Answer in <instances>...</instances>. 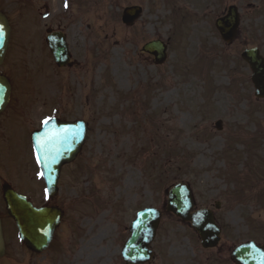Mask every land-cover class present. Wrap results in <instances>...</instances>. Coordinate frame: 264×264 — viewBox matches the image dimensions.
Wrapping results in <instances>:
<instances>
[{"label":"rangeland","instance_id":"rangeland-1","mask_svg":"<svg viewBox=\"0 0 264 264\" xmlns=\"http://www.w3.org/2000/svg\"><path fill=\"white\" fill-rule=\"evenodd\" d=\"M131 5L142 13L125 27L121 9ZM229 5L238 8L240 23L225 45L213 21ZM0 11L11 27L0 70L7 68L14 83L0 116V177L43 203L28 136L9 132L56 116L57 94L58 118L88 126L53 198L63 219L34 264H125L120 248L135 212L161 208L165 191L179 182L190 186L196 207L214 211L221 240L202 249L192 228L166 213L147 264H232L233 246L264 244V99H254L239 59L249 47L264 56V0H0ZM46 29L64 35L68 68L55 69ZM153 39L167 44L160 66L141 51ZM0 212L6 256L20 261L0 264H33L23 260L1 198Z\"/></svg>","mask_w":264,"mask_h":264},{"label":"water","instance_id":"water-1","mask_svg":"<svg viewBox=\"0 0 264 264\" xmlns=\"http://www.w3.org/2000/svg\"><path fill=\"white\" fill-rule=\"evenodd\" d=\"M140 8L136 6L126 7L121 14V21L130 25L139 16ZM238 25L236 9L230 6L225 16L215 21V26L223 40L230 41ZM0 63L6 49L9 26L6 18L0 13ZM48 46L55 62L63 65L67 60V49L64 38L58 33L47 37ZM166 46L159 40L150 41L143 45L142 50L154 56V63L161 64L165 58ZM241 57L249 64L252 71L250 76L255 88L257 98L264 97V58L256 48L244 50ZM9 85L0 77V112L8 100ZM216 127L221 128V122L217 121ZM67 130V131H62ZM84 125L81 122L59 123L58 133L54 120L44 124L41 131L34 135L33 146L38 164L41 168L49 194L55 192L56 179L60 167L65 162L74 159L83 142ZM4 200L8 215L14 220L20 239L25 245L39 252L46 248L52 238L54 228L59 223L62 213L54 207L34 208L24 197L14 191L4 192ZM190 190L185 184H177L168 191L166 209L184 221H190L193 228L200 236L201 245L214 246L218 241L219 229L213 222L212 213L206 209H200L190 213L192 208ZM160 212L154 208H146L136 214L129 227L130 236L123 244L121 255L125 262L130 264L143 263L150 259L152 252L149 244L152 241ZM4 246L0 228V256ZM231 258L236 264H264V249L248 242L239 245L231 252Z\"/></svg>","mask_w":264,"mask_h":264},{"label":"flooded vegetation","instance_id":"flooded-vegetation-1","mask_svg":"<svg viewBox=\"0 0 264 264\" xmlns=\"http://www.w3.org/2000/svg\"><path fill=\"white\" fill-rule=\"evenodd\" d=\"M73 64V62H71V64L69 65V66H71ZM59 69H61V68H59ZM0 74H2V75H5L6 77H7V79H8V81L10 82V85H11V88L13 87V82L8 78V76H7V74H9V70L6 68L5 70H3L2 71V73H0ZM12 93H13V89H11V96H10V103L12 102V100H13V95H12ZM57 93H58V90H57ZM57 100H56V103H57V108H56V116H55V118L58 120V94H57V98H56ZM22 113H17V115L19 116V115H21ZM16 116V115H15ZM17 117V116H16ZM37 129V126H35V127H30L29 126V128H21V127H14L13 129H12V131H10L9 133H11V135H12V132H16V131H19V132H21V133H23V135H27L28 136V141L30 142L31 141V134H32V132L34 131V130H36ZM12 141H14V137L12 136V139H11ZM0 142H1V138H0ZM12 186L8 183V182H6V181H4V179H2L1 177H0V189H2V191L3 190H5V189H7V188H11ZM18 189V188H17ZM20 190V189H19ZM49 203L50 202H47L45 205H49ZM55 205H57V204H55ZM58 206V205H57Z\"/></svg>","mask_w":264,"mask_h":264},{"label":"snow or ice","instance_id":"snow-or-ice-1","mask_svg":"<svg viewBox=\"0 0 264 264\" xmlns=\"http://www.w3.org/2000/svg\"><path fill=\"white\" fill-rule=\"evenodd\" d=\"M65 6L67 7V4H65ZM0 32H2V28H0ZM49 120L50 118H46L44 121H43V124H48L49 123ZM62 131H67V130H62ZM39 162V161H38Z\"/></svg>","mask_w":264,"mask_h":264},{"label":"bare ground","instance_id":"bare-ground-1","mask_svg":"<svg viewBox=\"0 0 264 264\" xmlns=\"http://www.w3.org/2000/svg\"><path fill=\"white\" fill-rule=\"evenodd\" d=\"M54 2H56V1H54Z\"/></svg>","mask_w":264,"mask_h":264}]
</instances>
